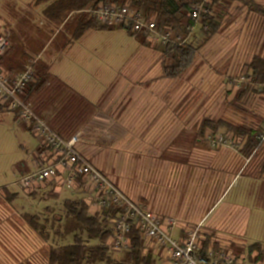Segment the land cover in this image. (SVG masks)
Instances as JSON below:
<instances>
[{
	"label": "crops",
	"instance_id": "obj_1",
	"mask_svg": "<svg viewBox=\"0 0 264 264\" xmlns=\"http://www.w3.org/2000/svg\"><path fill=\"white\" fill-rule=\"evenodd\" d=\"M231 4L227 16L230 22L224 23L216 36L228 38L226 31L236 33L230 37L237 54L240 44L251 40L252 31L258 30L264 19L255 17L249 5L237 0ZM32 6L39 8L43 17L38 36L46 37L44 46L35 59L22 63L21 53L11 54V44L1 68L13 79L23 67L37 65L40 82H48L30 92L27 104L39 110V114L34 113L65 130L62 137H80L78 150L93 165L102 162V153L113 152L112 181L134 203L159 215L176 240H186L191 231L198 229L204 254L226 252L238 264H264L263 167L253 154L200 156V139L190 135L197 122L191 120L183 125L180 78L163 76L162 52L144 45L142 38L130 36L125 29L82 31L80 13L56 24L43 16L42 7ZM3 28L0 35L8 40L12 36L21 39L23 33L17 34L12 26L1 34L6 27ZM223 57L216 59L221 65L230 59ZM208 63L211 62L205 65ZM227 76L230 75L222 76L225 82ZM223 87L226 89L225 84ZM2 106L0 102L4 118L12 111ZM195 109L192 106L189 113ZM15 120L19 124L24 121L18 114ZM183 129L189 132L193 146L197 145L191 157L183 156ZM28 130L38 144H31L30 159L20 166L22 172L13 183L18 191L8 189L12 197L0 198V264H47L48 246H59L43 239L27 221L28 215L44 219L45 213L38 207L46 198L26 196L17 181L54 158L53 152L46 151L44 139L34 134L32 125ZM124 150L126 163L120 162V152ZM85 185L90 186L87 181ZM90 190L86 199L95 214L99 207L91 186ZM54 192L59 193L54 197L57 200L70 197L62 196L68 190L61 185ZM17 194L25 196V202L37 212L28 211L25 205L15 206ZM44 209L50 211L48 207ZM253 244L259 245L262 256L259 247L251 249ZM143 249L155 264H168L165 251L154 242L145 240Z\"/></svg>",
	"mask_w": 264,
	"mask_h": 264
},
{
	"label": "trees",
	"instance_id": "obj_2",
	"mask_svg": "<svg viewBox=\"0 0 264 264\" xmlns=\"http://www.w3.org/2000/svg\"><path fill=\"white\" fill-rule=\"evenodd\" d=\"M232 1L210 0L208 5H210L211 14L202 16L197 21L191 19V11L194 4L200 3L201 0H34L33 5L42 7L43 16L56 24H60L71 14L80 13L82 31L89 30V28L99 30L125 29L130 36L142 38L144 45L147 44L160 50L163 56V76L176 79L182 78L195 65L198 52L203 45L215 37L223 24L228 22L227 16ZM102 4L127 5L129 8L141 12L144 17L153 19L159 29L175 31L178 35L171 36L166 44H154L147 39V36L135 35L130 29L123 26H101L97 23L96 18L87 11ZM249 4L255 17L260 20L264 19V9L259 6L255 7L252 3ZM10 47L4 56L0 57V69L2 71L1 67L5 57L9 55L8 52L12 48ZM27 67L33 68V79L24 91L25 95L22 96L26 103L29 102L31 91H37L48 82L47 80L40 82V78L34 71V64L23 67L21 72L25 71ZM247 69L249 71L247 78L250 79L251 83H245L246 86H241L234 98L237 103L251 92L254 94L264 92V56L254 55L247 65ZM3 73L9 75L7 70ZM8 77L10 78V75ZM236 79L237 77L234 76L231 80ZM221 129H224L227 138L236 139L239 142L240 147L237 153H243L247 157L253 154V157L258 159L263 167L261 171L264 170V141L262 143L257 139L260 131L249 125H233L222 118L205 117L198 128L200 141H205L204 144L210 146V138H215ZM44 147L46 151L51 152L50 146L46 143H44ZM75 180L72 189L66 188L64 178L59 177L38 183L35 185L36 187H32L30 190L32 192L27 193L26 191L28 196L37 197L39 191L42 190V185L48 183L51 186L61 185L70 194V197L63 203V215L59 218L50 219L46 216L42 219L39 215L27 216L28 223L38 235L46 241L52 243L55 241L56 245H59L54 247L50 244L48 246L47 264H155L150 255L144 254L143 248L146 239L135 225L132 226L128 234L130 239L128 248L125 250L115 248L113 243L116 235L113 220L118 217L121 211L112 207L109 210L99 208L95 214L91 213V208L86 199L88 192L85 182L87 180L82 176ZM7 190L5 189L8 198L12 197V194ZM50 190V193H53L54 188L52 187ZM52 195H55V192ZM48 222L51 223V228L48 227ZM53 230L55 236L51 238V231ZM256 247L259 245L253 244L251 249ZM259 249L260 256H262L261 248L259 247Z\"/></svg>",
	"mask_w": 264,
	"mask_h": 264
},
{
	"label": "rangeland",
	"instance_id": "obj_3",
	"mask_svg": "<svg viewBox=\"0 0 264 264\" xmlns=\"http://www.w3.org/2000/svg\"><path fill=\"white\" fill-rule=\"evenodd\" d=\"M33 1L34 0H0V27H6H4L5 30L4 32H1V34H4L5 32L7 33L8 30L10 31V26H12V29L15 30L17 34L21 35L23 33L21 35V39L17 40L13 36V39H10L13 46L11 54L13 56H18L19 53H21L22 55L19 57V60L22 63L33 60V58L35 59L38 56V52L43 48V41L46 38L44 35L38 36V29L42 30L40 24L43 22V17L41 16L39 8L32 6ZM237 1L240 4L249 6H251L249 3H252L253 6H259L264 9V0ZM227 21L230 22V20ZM254 31L251 33V40H247L244 44H240L239 49L241 50L237 54L234 52L237 50V47L231 44L232 37H230L234 36L236 33L226 31L225 33L229 35L228 38H225L224 36L220 37L219 35L213 37L205 43L202 49L198 52L195 65L191 67L182 78H180L181 99L179 100L182 108L180 117L183 125H185L184 122L189 124L191 120H196L197 123H195V128H192V131H190V135L191 133L192 136L195 134L194 138H200L198 128L205 117L214 119L222 118L227 120L229 123L238 126L249 125L260 131L259 134L262 132L261 130L264 124V92L261 94H254L251 92L250 94H247L239 103L234 100L241 86H246L245 83H251L250 79L247 78V74H249L247 65L251 61V57L253 55L264 56V24L260 25L259 29ZM68 33L69 31L65 32L63 35L66 36ZM17 34L14 36H18ZM171 35L174 37L175 35L177 36L178 33L174 31L171 32ZM147 39L149 38L147 37ZM149 41L154 44L158 43L150 39ZM218 56L229 57L230 59H228L227 63L221 65L218 61H216ZM123 61L124 59L119 61V63ZM207 61H210L211 63H208L209 65H205ZM37 68L38 67L36 65L34 71H36V75L38 76ZM55 69H57V67H55ZM55 69L53 68V72H55ZM226 74H229L230 76H227L225 82L222 76H225ZM234 76L237 77V79L232 81L231 79ZM224 84L226 89L223 87ZM209 100L211 102L210 104ZM192 106L196 109L194 112H192V110L191 113H189V109ZM82 107L84 108L86 105ZM31 110L39 114V110L32 106ZM15 114H17V112L12 111L4 118L0 115V198H8L5 190H2L3 188L10 190L18 189L17 185L15 186L13 183H15L22 172L20 166L22 163H25L30 159V154L28 153H31V144H38V139L34 138L28 130V125L31 126V123L28 121H23L20 124L17 123V120H15ZM40 117L41 119L43 118V116ZM42 120L56 133L64 134L65 130L64 132L63 130H60V128L54 124L52 120H47L46 118ZM182 132L184 134L182 147L183 156L191 157V153L197 152V150H192L196 149L197 145L195 144L193 146L194 142L188 138L190 135L186 129H183ZM168 133L169 131H167L166 134ZM169 135L170 134H168V136ZM220 135L226 136L224 129H221L217 136ZM41 138L44 139L43 137ZM204 143L205 141H200L198 143L200 156L237 153V151H234L231 147L223 144L217 147H212L211 145H205ZM208 149L213 152L206 154ZM112 153L113 152L111 151L102 153L100 158L102 156H104V158L102 157L100 160H102L103 163H94L95 165H99L100 168H102V171L110 176V179L113 178L114 169L113 164H111ZM120 154H123V159L120 160V162L125 161L126 163L127 150L121 151ZM45 185H42V190L39 191L38 195L46 199L43 200L41 206L39 205L38 208L40 209L42 207L41 209L45 213V217L47 216L50 219H56L57 217L63 215L64 200H57L54 198V196H58L59 193H55V195H52L54 191H52L53 193H50V188H55L56 186H51L48 183H45ZM86 188L87 192L90 193V186L87 185ZM31 189L32 187L24 190L29 193L32 192L30 191ZM24 193L28 196L26 192ZM15 196H19V198L16 199L17 201L14 203L15 206L25 205L28 211L37 212L36 209H32L31 206L27 204L28 199L26 198V200L25 196H22L21 194H17ZM62 196L64 198H66V196H70L69 191L63 193ZM25 200L27 202H25ZM45 207H48L51 211L46 212L44 209ZM48 227L51 228V223L49 222ZM51 236H55L54 230L51 231Z\"/></svg>",
	"mask_w": 264,
	"mask_h": 264
},
{
	"label": "built area",
	"instance_id": "obj_4",
	"mask_svg": "<svg viewBox=\"0 0 264 264\" xmlns=\"http://www.w3.org/2000/svg\"><path fill=\"white\" fill-rule=\"evenodd\" d=\"M210 0H201L194 4L191 19L197 21L202 16L211 14ZM101 26H123L130 29L135 35L147 36L159 44H166L171 39L169 30L159 29L153 19L144 17L141 12L129 8L127 5L102 4L88 10ZM10 47V40L0 35V57ZM33 79V68L27 67L14 79L9 78L0 69V102L9 111L17 112L20 119L28 121L33 126L34 134L44 138V143L50 146L54 158L47 165L40 166L35 172L23 175L18 181L22 189L31 188L38 183L51 181L63 177L66 188L72 189L77 177H84L95 193L96 205L101 210L117 208L121 211L114 219L116 238L115 248L127 249L130 244L129 233L132 226L140 229L145 239L165 251L168 264H238L230 254H204L199 243V232L195 229L188 238L178 241L164 226V220L142 206L134 203L129 196L120 190L96 165L78 150L80 137H62L42 121L24 101L23 94ZM257 139L264 141V124ZM211 139V146L221 144L239 150V142L235 139L220 135Z\"/></svg>",
	"mask_w": 264,
	"mask_h": 264
}]
</instances>
